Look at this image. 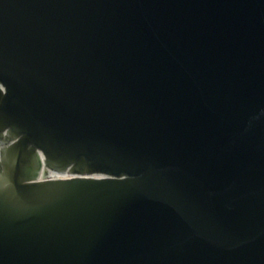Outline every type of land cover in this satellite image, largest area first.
Returning <instances> with one entry per match:
<instances>
[{
    "label": "water",
    "instance_id": "obj_1",
    "mask_svg": "<svg viewBox=\"0 0 264 264\" xmlns=\"http://www.w3.org/2000/svg\"><path fill=\"white\" fill-rule=\"evenodd\" d=\"M0 264H264V0H0Z\"/></svg>",
    "mask_w": 264,
    "mask_h": 264
},
{
    "label": "bare ground",
    "instance_id": "obj_2",
    "mask_svg": "<svg viewBox=\"0 0 264 264\" xmlns=\"http://www.w3.org/2000/svg\"><path fill=\"white\" fill-rule=\"evenodd\" d=\"M47 167H41L40 170H39V174H38V177L39 179H44V178H57L59 176H61V173L60 174H57L55 172H53L52 170H48V172H46ZM71 173L67 172L65 174H63L61 177H66L68 175H70Z\"/></svg>",
    "mask_w": 264,
    "mask_h": 264
}]
</instances>
